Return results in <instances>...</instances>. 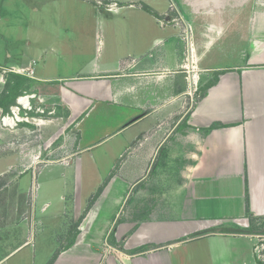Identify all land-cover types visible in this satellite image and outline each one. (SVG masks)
Instances as JSON below:
<instances>
[{"label":"crops","instance_id":"1","mask_svg":"<svg viewBox=\"0 0 264 264\" xmlns=\"http://www.w3.org/2000/svg\"><path fill=\"white\" fill-rule=\"evenodd\" d=\"M105 1L116 2L117 10H103L97 0H40L31 8L28 1L0 0V22L18 20L17 7L22 18L30 17L29 10H43L44 17H55L59 31L54 44L27 65L0 63V68L30 70L28 79L43 88L31 93L30 103L37 97L50 101L52 112L66 111L70 131L63 141L73 148L69 164L82 153L94 158L91 151L98 150V162L110 166L101 191L85 194L87 203L95 198L52 264H264L252 228L264 223V0H180L186 16L171 9L157 12L147 0ZM133 6L138 12L121 14ZM84 18L93 20L94 33L77 23ZM126 22H134L135 30L124 31ZM107 33L113 43L107 57L97 53V45L82 61L87 50L80 43L101 34L105 46ZM119 43L129 45L121 49ZM213 49H240V56L235 63L215 64L206 56ZM12 55L18 56L7 53ZM195 63L213 74L197 99ZM60 118L35 124L41 136ZM30 124L16 127L12 137L17 147L28 148L27 155L36 149L32 144L29 151L35 139ZM20 131L28 135L27 146ZM16 161L30 160L18 156ZM2 168L0 262L31 245L38 203L66 213L72 197L73 213L81 216L86 208L82 195L68 194L65 183L59 197L51 198L39 182H31L23 188L29 204L21 212L20 181L28 172L33 180L34 170H23L10 182L11 173ZM62 168H50L48 178L60 177ZM8 244L16 247L3 251ZM139 248L145 250L134 253Z\"/></svg>","mask_w":264,"mask_h":264},{"label":"rangeland","instance_id":"2","mask_svg":"<svg viewBox=\"0 0 264 264\" xmlns=\"http://www.w3.org/2000/svg\"><path fill=\"white\" fill-rule=\"evenodd\" d=\"M21 1V0H19ZM24 2L28 3H34L29 5L30 8L32 5H35L37 7V4L40 2V0H22ZM99 2V0H97ZM151 3V6L156 8L157 12H164L168 11L169 9L176 12L177 15L183 14L186 16L185 11L183 10L182 5L180 4V0H147ZM113 3L112 1H103V4H97V7L102 6L103 10H107L104 6L105 3ZM148 3V2H147ZM7 7V3L5 5ZM18 11L21 12L18 16V20L12 21L14 19L8 18L4 19L2 22H0V63H18L20 65H27V60L34 58L36 59L38 55V51L41 49H49L50 45L54 44L55 39L57 38V35H59L58 27L56 24L53 23L52 20H54L55 17L50 14V19L47 17H44V11L40 10L39 12L32 13L29 10L28 18H22V11L17 7ZM117 10V7H112L111 10L108 11H115ZM72 11V10H70ZM51 12L54 13V10L52 9ZM76 12V11H73ZM121 14L124 13H131V12H138L137 7L133 6V9L131 10L128 7H125L122 9ZM27 13V10L25 11V15ZM85 12H83L84 14ZM169 13V11H168ZM24 15V14H23ZM111 19L115 18L114 14L108 15ZM181 21H183L182 18H180ZM56 20V19H55ZM54 20V21H55ZM110 22V21H109ZM79 25L83 26V30H89V33H94V23L89 20H86L84 18V21H78ZM127 25L123 26L124 31L129 30H135L134 22H126ZM148 23V21H147ZM69 25L74 24V22L67 23ZM112 24V22H111ZM52 25V26H51ZM152 27V26H151ZM150 25L148 23L147 29L149 30ZM155 28V27H153ZM73 29V28H72ZM71 29V30H72ZM108 29V27H107ZM156 29V28H155ZM75 31V27H74ZM164 32H162V38L164 37ZM106 45L104 46L105 40H103V36L101 34L97 36H90V40L88 42H82L81 47H84L87 52H83L81 55V60L85 61L87 59V54L89 50H92L93 48L96 49L97 45V53H100L103 56V59L107 57L109 51L112 49V36H109V34H106ZM127 36V34L124 35V37ZM68 39V37L66 38ZM129 40V38H126ZM148 40V38H147ZM98 41V42H97ZM108 42V43H107ZM184 42V41H183ZM180 44H183L180 42ZM129 45V44H128ZM125 43V46H128ZM88 46V47H87ZM122 46L121 43H119L118 47ZM125 46H122L121 49H123ZM200 48V47H198ZM227 48L232 49L230 47V43L227 44ZM185 49V48H184ZM221 49H224L223 47ZM120 50V49H119ZM240 49L237 50H231L228 52H215V49L211 50L208 54H206L208 59H211L213 63L215 64H222V63H228L229 61H232V63H235L238 61L240 56ZM19 51V53H16ZM74 50H72L70 53L72 54ZM7 53H15L18 56L12 55V58L9 59L7 57ZM68 54V58L70 61L71 54ZM187 54L186 51L182 54L180 52V55H183V57ZM70 55V56H69ZM79 56V57H80ZM87 56V57H86ZM229 58H228V57ZM186 57V56H185ZM184 57V58H185ZM186 60V59H185ZM184 60V61H185ZM23 63V64H21ZM42 60H39L34 68L35 70L39 69L42 65ZM195 75H196V85L194 86L193 91V97L194 99H197L198 96L202 93L204 84L209 80L213 74L203 72L200 66H197L195 63ZM30 70H24L19 71L15 68H12L11 66L4 65L3 68H0V102H3L7 105L5 108L4 104L0 106L2 107V113L0 111V116L4 115L6 113L9 114L10 109L16 105L17 98L20 96H23L24 94H31L32 92H35L37 94L39 91H42L43 88L40 86H36V83H32V80L28 79ZM204 79L206 81H204ZM43 93V92H42ZM31 104V103H30ZM7 111V112H6ZM43 111V112H41ZM61 117L57 121H55V124L51 126V130L49 134L46 135L40 130L38 126L35 124L42 121V119L45 120H52L54 117ZM18 116L22 118L21 121H18L17 126H0V131L2 132V135L0 133V167L2 168V171H9L11 173V176L13 179H11L10 182H15L18 176H21L23 173V170L26 172L33 171V180H31L30 172L25 174V176H22L20 181V191L19 197L17 198V203L20 211L26 210L29 202H25L26 196L25 191L23 188L30 186V183L32 182L33 186H35V182H39V185L41 187V191L44 194H47L45 196H49L51 198L59 197L60 189H63V183H65V188L68 191V194H74L76 197L78 195H82L80 199L84 201L82 204V209L87 207L85 204L88 198H85V194L87 192L90 194L91 192H95L101 183H103V180L107 177V174L109 173L110 166L106 164V162H98V155L95 150H92L91 153L94 154V158L89 157L88 153H82L79 155V157L74 158L73 161L69 164L68 159L70 158L73 148L71 147V142L68 144H65V141H63V137L66 134L67 131H70L69 128L66 127L67 123V114L66 111L59 109L52 112V105L50 101L40 102L37 97H35L31 104V109L27 110L22 108V106L19 107V114ZM28 117V121L26 122L31 123L30 127L34 129L33 135H34V141L31 143V146L29 147V151H32V144L35 145L36 149L34 153L27 155V147H23L20 145L19 147L16 146L14 138H12L14 135V132L16 131L15 128L18 127L22 129V123H25V117ZM32 118V119H31ZM74 124H71L69 127H72ZM63 131V134L60 135L59 139L56 140H50L52 135L54 133H57L59 131ZM27 134L23 131V133L19 132V137L22 140V144L24 146H27ZM50 140V141H49ZM26 156L28 157V160H32V163H25V164H19L16 161L17 157ZM27 159V158H26ZM82 159V163H80L82 166V172L78 176V163L79 160ZM64 166V168H62ZM52 169L53 172L59 171L60 168H62V174L59 176H56L57 179H51L48 178L49 172H51L49 169ZM46 171H45V170ZM44 170V171H42ZM24 171V172H25ZM41 171V172H40ZM54 173H51L52 176ZM11 177H8L10 179ZM61 179V181H59ZM34 181V182H33ZM10 182H8L10 184ZM41 182V183H40ZM61 183L58 185V183ZM61 187V188H60ZM14 187H11V189ZM84 197V198H83ZM69 198V197H67ZM71 198L66 200L68 203L69 208H66L65 212H58V209L56 211H53L54 207L56 205H50L45 206L38 203V206L36 208L35 212V221H36V229H35V237L32 240L31 245H28L27 247H21L11 253L9 256H7L4 260L0 262V264H46L47 261L51 258V256L61 247L66 245L68 243L73 235V229L72 225L76 223L78 220L80 214L73 213V202H71ZM89 203V202H88ZM87 203V205H88ZM63 207H61L62 209ZM40 211V213H39ZM53 211V212H52ZM84 211V210H82ZM43 212V214L41 213ZM25 214V213H24ZM24 214H21V217H23ZM79 214V215H78ZM254 230V233L259 235H264V223L260 221L257 225L252 227ZM21 233L19 236L21 237ZM18 237V239L20 238ZM17 239V240H18ZM14 243V242H13ZM14 244H8L7 246H4V250L8 247L7 251H11L14 249ZM5 252V253H6ZM264 253V252H263ZM198 263L204 264L205 262L199 261Z\"/></svg>","mask_w":264,"mask_h":264},{"label":"built area","instance_id":"3","mask_svg":"<svg viewBox=\"0 0 264 264\" xmlns=\"http://www.w3.org/2000/svg\"><path fill=\"white\" fill-rule=\"evenodd\" d=\"M98 4H103V0H99V2L97 1ZM104 6L106 7L107 10H111L112 7H117L118 4L116 2H113V3H105ZM19 71H21L20 69H17ZM34 97V94H24L23 96H20L17 98V101H16V105L14 107H12L10 109V112L9 114L6 113L4 115H1L0 116V122L3 126H13V125H16L18 120H17V115L19 114V107L22 106V99H26L27 102H28V105L30 104V99ZM25 106V105H24ZM22 106V108L24 107ZM24 109H27V108H24ZM31 109V104L29 105V108L27 110H30ZM17 112V114H16ZM43 112V111H41ZM25 121L27 120L28 121V117L26 116L25 118ZM32 119V118H31ZM256 242H255V245H254V248L255 250L258 252V254H260L261 252H264V235H259L257 234L256 235Z\"/></svg>","mask_w":264,"mask_h":264},{"label":"trees","instance_id":"4","mask_svg":"<svg viewBox=\"0 0 264 264\" xmlns=\"http://www.w3.org/2000/svg\"><path fill=\"white\" fill-rule=\"evenodd\" d=\"M0 104L3 105L4 103H3V102H0ZM4 106H5V108L7 107L6 104H4ZM101 189H102V187L100 186V187L98 188V190H97V193H99V192L101 191ZM97 193H96V194H97ZM94 198H95V196H93V197L90 199V201H89L87 207L85 208V210L83 211V213H82L81 216L79 217L78 221L76 222V225L81 221L82 217H84L86 211L88 210L89 206L92 204ZM213 231H216V230H213ZM220 231L226 232V230H220ZM247 231H249V230H248V229H247V230H246V229H239V230H238V232H242V233H247ZM144 250H145L144 248H139V249H137L134 253L142 252V251H144ZM57 254H58V250H57V251L51 256V258L47 261L46 264H52L53 261H54V259H55L56 256H57Z\"/></svg>","mask_w":264,"mask_h":264},{"label":"bare ground","instance_id":"5","mask_svg":"<svg viewBox=\"0 0 264 264\" xmlns=\"http://www.w3.org/2000/svg\"><path fill=\"white\" fill-rule=\"evenodd\" d=\"M21 102L23 103V104H22V106H24V105H25L23 108H27V109L29 108V105H30V104L28 105V102H27V100H26L25 98H24V99H22V101H21ZM16 114H17V112H16ZM17 120H18V121H21V120H22V118H20V117L17 115Z\"/></svg>","mask_w":264,"mask_h":264}]
</instances>
